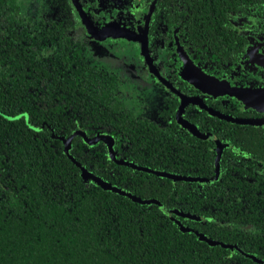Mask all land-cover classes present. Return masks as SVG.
I'll list each match as a JSON object with an SVG mask.
<instances>
[{
    "label": "trees",
    "instance_id": "obj_1",
    "mask_svg": "<svg viewBox=\"0 0 264 264\" xmlns=\"http://www.w3.org/2000/svg\"><path fill=\"white\" fill-rule=\"evenodd\" d=\"M46 1L56 20L0 0V264H264V128L187 108L189 122L200 130L218 122L209 131L246 155L233 166L226 146L219 179L205 183L116 164L105 142L76 134L67 153L86 171L154 202L84 180L61 140L78 130L88 139L110 136L116 160L186 177L214 175V144L179 136L175 102L153 119L135 116L115 75L88 64L82 43L68 34L80 24L68 0ZM157 21L165 31L154 35L169 62L175 57L181 69L175 32L179 44L188 41L192 63L220 77L239 63L249 32L264 36V0H156L152 30Z\"/></svg>",
    "mask_w": 264,
    "mask_h": 264
},
{
    "label": "flooded vegetation",
    "instance_id": "obj_2",
    "mask_svg": "<svg viewBox=\"0 0 264 264\" xmlns=\"http://www.w3.org/2000/svg\"><path fill=\"white\" fill-rule=\"evenodd\" d=\"M68 2L71 4L74 10V16L79 20L80 23L73 30H76L77 28L82 26L85 31V26L81 22V18L78 14V11L74 3L72 2V0L71 1L68 0ZM88 3L89 5H92L90 2ZM132 4L134 5L133 9H129V10L127 9L129 16L122 22L119 19L115 21L110 20L108 16L104 14L102 15L100 11H99L100 12L99 17H94L90 11L91 8L79 4V8L81 9L82 15L87 18V21H89V24L93 28V30L97 32V34H100L102 30L104 31L102 33L103 36L101 37H93V36L90 37V35L89 37L91 40H93L96 46H98V44L103 42H108L110 44L114 43L115 44V45L113 44L115 48L114 51H116L117 49L119 50L120 53H122L119 55V58L117 57V59L120 62L121 61L125 62L124 67L127 70V73L130 76H132V78L136 81V83L142 86L149 85L150 87H154L161 90L162 96L160 97L159 107H157L155 113L150 118H147V117L139 116L137 113L130 110L135 114V116L143 119H153L156 116V112L158 111L162 112L163 110H168L175 102L176 104L174 108L173 117L175 119L176 124L178 125V130L180 131L179 136L185 137L186 134H189L196 138L203 140L209 139L213 142L214 175L208 178L214 177L217 172L215 165V157L217 151H219L218 153L219 175L217 178L219 179L221 172L219 160L226 146L229 147V152L227 151L225 155L226 160L230 161V159L227 158H231L233 162L237 163V164L232 163L233 166L234 165L237 166L239 162L241 163V161L244 163V161H246L245 160L246 155L244 152H239L231 148L228 145V142H224L226 139L224 137H227V135H222L218 138L213 132L209 131V130H216L218 122L212 120L211 122L206 123L205 126L206 130L204 129L200 130L196 124L189 122L184 117V113L186 109L189 108L190 106H192L194 110L203 109L207 115L211 116V118H217L219 120H224L227 122L230 121L221 119L217 116L210 114L207 109H204L201 106V104L203 103L207 108L216 111L220 114H223L225 112V114L223 115L228 114L227 116L231 115V117L236 116V118L256 119L261 121H264V110H258L253 107L244 105L235 95L226 92L221 87L217 89H213L211 91H204L203 89L200 88V86L196 85L194 82L189 80L187 78L189 77L188 72L185 70L184 61L180 55V53L183 52L184 55L187 57V59L192 63V61L186 55V49L188 48V41H184L183 44H179L178 37L175 35V32L171 33L172 50L177 56L181 65V69H179L176 64L175 57H173L172 62H169L168 59L170 55L166 52V48L162 43L164 41H159L158 37H156L157 35L159 36L161 32L163 34L165 31V28L161 24L162 20L161 22L160 21L155 22V28L153 30L150 27V23L153 19V12L155 10L156 0H148V1L132 0ZM143 7L146 9L145 14L143 13V15L140 16V19L138 18L139 20L135 19L134 12L137 10L139 11L142 10ZM91 20L94 22H92ZM241 21L242 19L239 18L240 23ZM107 23L111 25V28L105 30L104 27ZM232 26H235L233 22H232ZM123 29H126L127 31H124ZM71 32L72 30H70L68 34L70 35ZM85 33L87 34L88 32L85 31ZM118 34H127L128 37ZM154 34H156V36ZM255 38L264 39V36L257 35L253 32H249L245 37L246 42L243 47L244 53L240 58L239 63L236 66L229 68L228 72L225 74L224 73L221 74L220 77H216L214 75L205 73L201 68L196 66L194 63H192V65L194 67H197L205 75L213 77V79L218 82L223 81L227 83L230 87H239V88L249 87L253 89L264 88V66H262L264 65V48L259 47L258 46L259 44L255 43L256 41ZM163 39H165V37H163ZM77 40H79L84 47L85 45L84 42L86 40L83 39L84 40L83 42L80 37L77 38ZM142 45H143V49H142ZM252 46L255 49L254 52L253 53L251 51L248 52L247 47L248 48L250 47L251 49ZM247 52L248 54L254 55L253 58L251 57V63L248 60ZM121 56H124V58H121ZM127 56L129 57L127 58ZM85 60L88 62V64L95 66L94 64L90 63V61H88L86 57ZM115 77L117 78L116 75ZM117 80L119 84V79L117 78ZM149 80H152L153 83L150 82ZM126 84H130V88H129L130 91H132L131 89H133V86L134 88L136 87L131 77ZM204 89L208 90V88L205 87ZM214 90L216 91L212 92ZM120 98H121V94H120ZM181 98L185 99V101L178 110V117L184 121L183 123L189 125V127L193 131H195V133H198L200 136H196L195 134L191 133V131H189L186 127H184L183 125L177 122L176 110L180 106ZM168 121L170 122V119H168ZM238 125L240 126L249 125L254 127L258 126L264 128V125H250V124H238ZM213 137H215V139ZM113 143L114 141L112 140V145ZM236 156L238 158H236ZM187 182H196V181H187ZM182 217L186 218L185 216Z\"/></svg>",
    "mask_w": 264,
    "mask_h": 264
},
{
    "label": "rangeland",
    "instance_id": "obj_3",
    "mask_svg": "<svg viewBox=\"0 0 264 264\" xmlns=\"http://www.w3.org/2000/svg\"><path fill=\"white\" fill-rule=\"evenodd\" d=\"M17 1L19 3L20 11L22 12V14H26L37 19L45 18L56 20L55 10L47 4L46 0ZM72 2L75 6H79V4H82L91 8L90 11L94 17H99V13L101 12L102 15L104 14L108 16L110 20L115 21L119 19L121 22L129 16L128 10L133 9L134 6L132 4V0H72ZM88 2H90L92 5H89ZM145 10L146 9L143 7L142 10L135 11L134 18L140 19V16H142L143 13L145 14ZM85 31H87L86 28ZM85 31L83 27L80 26L76 30H72L70 34L75 39L80 37L83 42L84 40H86L83 47L85 57L98 69L111 71L117 76V78L119 79L118 89L121 94V98L129 110L134 111L139 116L150 118L155 113L157 107H159L160 97L162 96L161 90L150 87L149 85L142 86L137 84L132 76L127 73V70L124 67L125 62H120L117 59V57L119 58V55L122 53H120L117 49L116 51H114L115 44L103 42L96 46L93 40L90 39L91 35L89 34V32L87 33V35ZM255 40V43H258L259 47L264 48V39L255 38ZM254 50L255 49L253 48V46L251 49L250 47H247L248 52L251 51L253 53ZM248 52L247 57L249 62L251 63V57L253 58L254 55L248 54ZM128 57L129 56H127V58ZM121 58H124V56H121ZM130 77L133 83L136 85L135 88L133 86V89H131L132 91L129 90L130 84H126L127 81L130 80ZM149 81L153 83L152 80Z\"/></svg>",
    "mask_w": 264,
    "mask_h": 264
},
{
    "label": "water",
    "instance_id": "obj_4",
    "mask_svg": "<svg viewBox=\"0 0 264 264\" xmlns=\"http://www.w3.org/2000/svg\"><path fill=\"white\" fill-rule=\"evenodd\" d=\"M75 7L78 11L80 18H81L82 24L87 29V32H89V34L93 37L103 36L102 33L104 31L102 30V32L100 34H97V32H95L93 30V28L90 26L89 21H87V18L82 15L81 9L79 8V6L76 5ZM109 28H111V25L109 23H107L105 25L104 29L108 30ZM123 30L127 31L126 29H123ZM118 35H124L125 37H128L127 34H118ZM142 49H143V45H142ZM180 55L184 61L185 70L188 72V75H189V77H187V78L189 80H191L192 82H194L196 85L200 86V88L203 89L204 91H206V89H204V87L208 88V90H210V91L213 89H217V88L221 87L226 92H228L232 95H235L244 105L253 107V108L258 109V110H264V88L253 89V88H249V87L248 88L230 87L227 83H225L223 81L218 82V81L214 80L213 77L207 76L204 73H202V71H200L197 67H194L192 65V63L187 59V57L184 55L183 52H181ZM215 91L216 90H214L212 92H215ZM184 101H185V99L181 98L180 106L176 110L177 122L180 123L181 125H183L184 127H186L189 131H191V133L195 134L196 136H200L198 133H195V131H193L189 127V125H187L186 123H183L184 121L178 117V110L181 107V105L184 103ZM201 106L204 109H207L210 114L217 116L221 119H225V120H228L230 122L236 123V124L264 125V121H261V120L231 117V116L223 115V114H220L216 111H213V110L207 108L203 103L201 104ZM76 134L81 135L83 140L88 144L95 143L98 140L105 142L106 146H107L108 157L110 160L114 161L116 164L126 165V166H129L130 168L135 169V170L151 173V174H154L156 176L166 177L168 179H171L172 181L180 180V181H196V182H200V183H205V182H211L213 180H216L218 178V175H219V165H218V158H219L218 153H219V151H217V154L215 157V165H216L217 172H216L214 177H212V178L186 177V176H182V175H173V174H169L166 172H159V171H156L153 169H148L146 167L136 166L130 162H126V161H122V160H116L114 157V154H113V150H112V139L108 135H99V136H96L92 139H88L82 131L78 130V131L73 132L72 134H70L66 138H61L62 144H63V152L67 155V157L71 160V162L79 168L81 178H83L84 180H91L92 182H94L98 186L102 187L103 189H106V190H109V191H112V192H115V193H118L121 195H126L131 200L136 201L138 203H149V202H154V201H152V200H140V199L130 195L129 193H127L123 190H120L119 188H117L115 186H111L109 183L102 181L100 178H98V177L94 176L93 174L89 173L88 171H86V169L81 164H79L77 161H75L67 153L70 141H71L72 137ZM213 138L215 139V137H213ZM174 213L176 215L188 217L187 214L180 213L179 211H174ZM177 224H179V223L177 222ZM180 229L181 230H188V228L183 227V226H180ZM194 234L197 235L200 240H204L209 245H219L221 247L231 248L230 245L223 244L219 241L209 240L197 231H194ZM252 259L256 262H259V260L256 258L252 257Z\"/></svg>",
    "mask_w": 264,
    "mask_h": 264
}]
</instances>
